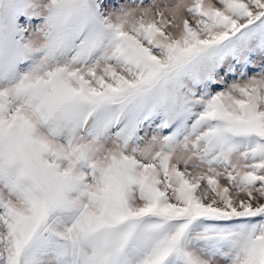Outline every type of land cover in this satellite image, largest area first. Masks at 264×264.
<instances>
[{
  "label": "snow or ice",
  "instance_id": "6c2138e0",
  "mask_svg": "<svg viewBox=\"0 0 264 264\" xmlns=\"http://www.w3.org/2000/svg\"><path fill=\"white\" fill-rule=\"evenodd\" d=\"M0 264H264V0H0Z\"/></svg>",
  "mask_w": 264,
  "mask_h": 264
}]
</instances>
